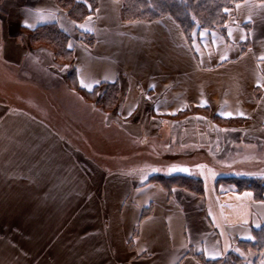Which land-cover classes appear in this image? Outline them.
<instances>
[{"label": "crops", "instance_id": "1", "mask_svg": "<svg viewBox=\"0 0 264 264\" xmlns=\"http://www.w3.org/2000/svg\"><path fill=\"white\" fill-rule=\"evenodd\" d=\"M120 8L98 0L94 18L77 23L57 0H0V76L7 70L26 83L17 72L41 70V56L55 62L49 49L32 48L27 31L57 23L69 36L79 86L97 87L96 97L108 84L119 87L116 106L104 110L66 90L64 78L50 80L46 115L9 105L10 97L23 106L36 98L0 84V264H203L199 255L225 264L232 251L245 264H264V250L241 245L264 226V197L227 178L264 177V168L225 172L211 155L264 160V1L240 0L222 29L196 26L191 40L170 15L121 32ZM74 23L88 28L82 36ZM120 45L129 52L123 62ZM99 110L104 120L89 132ZM91 134L147 155L128 174L106 172L97 154L72 143H90ZM163 176L198 179L202 188H168Z\"/></svg>", "mask_w": 264, "mask_h": 264}, {"label": "trees", "instance_id": "2", "mask_svg": "<svg viewBox=\"0 0 264 264\" xmlns=\"http://www.w3.org/2000/svg\"><path fill=\"white\" fill-rule=\"evenodd\" d=\"M98 0H57L66 15L77 23H82L88 16L96 13ZM240 0H121V16L124 21H150L165 15L172 16L181 26L186 37L191 40V33L196 26L208 29L223 28L228 20L229 9ZM264 1V0H262ZM29 44L32 48H47L53 53L55 62L59 65H72L73 57L70 49L69 36L57 23L42 25L27 31ZM84 40L92 43L93 32H85ZM63 60H62V59ZM74 90L86 100L95 101L98 107L111 110L118 101L119 87L117 83L108 84L106 90L96 97L98 88L91 93L79 86L76 72L72 67ZM233 119L226 120L231 125ZM239 124L240 120H237ZM229 180L235 183L238 190H251L257 199L264 197V177L230 176ZM226 178V179H227ZM164 186L170 188L174 184L201 190L202 183L186 176H163L160 178ZM254 238L250 241H241L244 249L264 250V226L254 230ZM203 264H217L218 260L206 259L199 255ZM225 264H245L244 260L235 252H228L223 258Z\"/></svg>", "mask_w": 264, "mask_h": 264}, {"label": "rangeland", "instance_id": "3", "mask_svg": "<svg viewBox=\"0 0 264 264\" xmlns=\"http://www.w3.org/2000/svg\"><path fill=\"white\" fill-rule=\"evenodd\" d=\"M118 1L120 2V7H121L122 2H121V0H118ZM94 16L95 15L92 14L90 16V18H94ZM119 18L121 21V27L116 26V28L117 29L120 28L121 32H129L130 33L128 24L129 23L131 24L133 22H139L138 20L137 21H124L122 19V16H121V8H120V12H119ZM123 22L125 24H123ZM74 25L76 27V30L79 32L80 36L83 35V32L81 31V29L82 30L88 29L84 25H79L81 28V29L79 28L80 29V31H79L77 29L78 25H76L75 23H74ZM219 29H222V28H219ZM133 33H135V35H140L141 39H143L144 35H145V33H143L141 30H139L138 32H133ZM140 38H139V40H140ZM138 42H140V41H138ZM122 43H124V42H122ZM144 47H145V45H144ZM144 47L139 46L138 52L140 49L143 50ZM124 49H126V51ZM146 50H147V47H146ZM117 54H118V58L121 57L122 62L124 60V57H126L127 59L129 58V52L127 50V47L123 48L122 45H120V50L117 51ZM117 54H116V56H117ZM39 60L41 62L40 63L41 70H38L35 66L34 68H36V69H35L34 73L33 72H27V71H24L23 73H21V71L19 73L18 72L16 73V75L18 74V76H20L22 79H24L26 81V83L27 82L28 83H34V85H36L37 90H35V92H34L35 94L32 96L33 98H36V102L35 101L33 103L28 102L30 105L24 104V106H23L22 104L15 102L11 97H10L8 102H9V105H11V106L24 107L25 109H28L30 111L33 110V107L35 105L36 108H38V109L40 108L41 110L44 111L43 113L48 115V113L50 111L49 102H48L49 96H50V94L55 96L54 89L50 88V80L60 81L62 78H64L66 81V84H67L65 89L67 90V87H69L72 90H74V88H73L74 87V77L72 74V66L69 63L66 65H63L62 67H59V69H56L53 66L59 65V64H57V62H54L53 60L49 61L48 58H45L43 56H41V58ZM55 63H56V65H55ZM48 65H49V67H48ZM45 67H47V69ZM11 72H12V70H11ZM61 86L62 85H59L57 87L56 92H60V89L62 90ZM52 98L56 99L54 97H52ZM57 98H58V100L57 99L56 100H57V102H59L60 98L59 97H57ZM62 98H64V97L62 96ZM91 98H92L91 101H94L95 95L92 96ZM64 111H65V109L63 108V106L57 107V112H58L57 114L58 115L63 116L62 112H64ZM99 112H101V111L99 110L97 112V116L96 115L89 116V120H90L91 124L96 122L95 124H93L91 126L89 125V129H88L89 132H91L92 130H94L97 127V122H98L97 119L98 120H104L102 112L101 113H99ZM222 123H224V122H222ZM237 123H238L237 120L232 121V124H237ZM114 126L115 125L113 124V127L110 128V127H107V125H105V127L108 129H113ZM74 128L75 127L72 125L73 130L76 129V128L75 129ZM105 134H107V133H105ZM90 138H91L90 143H89V140H87V138H84V140L83 139L81 140L79 137L73 138L72 143L75 146H79V147L83 146V151H87L89 157H91L94 154L95 155L97 154V156L99 157V161L98 160L97 161L101 165H104L106 172H113L114 173L116 171H120V172H125L126 174H128L132 170V165L133 164H141L142 161L144 160V159H142V157L147 155L145 153L144 148L140 147V146H138V148H137V157H135V156H132V154L130 155V152L127 150H124L122 147L113 146L112 141L111 142L108 141V138H106L105 142H102V143H101V140H99V137L94 136V134H91ZM86 142H88L89 144H87ZM93 146H95V147H93ZM101 152H102V157H101ZM166 155H168V154L164 153V156H166ZM211 155H212L213 160H214V158L217 159L216 164H218V166L221 165L219 167H221L222 171H225V172H229V171H231V169H234L235 171H237V170H240V169H242L244 167H248V166H258L260 168H264V160L263 159L262 160L253 159L254 161H248L246 158H245L246 160L241 159L244 157H240V156H235V157L227 156L226 157L225 156L226 154H222V153L211 154ZM175 156L178 157V159H181L178 154H173L172 158ZM172 158H171V161L173 160ZM225 158H226V160H224ZM221 159H223L224 161L222 162ZM163 162L167 163L165 160ZM119 169H121V170H119Z\"/></svg>", "mask_w": 264, "mask_h": 264}, {"label": "bare ground", "instance_id": "4", "mask_svg": "<svg viewBox=\"0 0 264 264\" xmlns=\"http://www.w3.org/2000/svg\"><path fill=\"white\" fill-rule=\"evenodd\" d=\"M2 72L3 76H0V84L7 90L25 95L26 97H32L35 94L34 92L37 90L36 86L13 78L7 70H3Z\"/></svg>", "mask_w": 264, "mask_h": 264}, {"label": "snow or ice", "instance_id": "5", "mask_svg": "<svg viewBox=\"0 0 264 264\" xmlns=\"http://www.w3.org/2000/svg\"><path fill=\"white\" fill-rule=\"evenodd\" d=\"M226 59V58H225ZM262 59H264V58H262ZM81 86L82 87H85V88H90L91 87V85H89V84H86V83H84L83 81H81ZM154 87V86H153ZM131 114V113H130ZM228 115H231V114H228ZM170 171H172V172H188V169H186V168H173V169H171Z\"/></svg>", "mask_w": 264, "mask_h": 264}]
</instances>
